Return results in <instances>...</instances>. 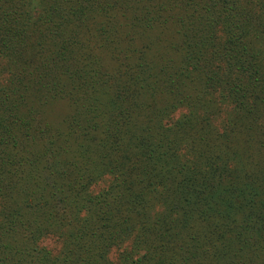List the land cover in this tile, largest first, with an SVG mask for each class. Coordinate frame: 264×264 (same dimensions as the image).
<instances>
[{
  "label": "trees",
  "instance_id": "obj_1",
  "mask_svg": "<svg viewBox=\"0 0 264 264\" xmlns=\"http://www.w3.org/2000/svg\"><path fill=\"white\" fill-rule=\"evenodd\" d=\"M0 264H264V0H0Z\"/></svg>",
  "mask_w": 264,
  "mask_h": 264
}]
</instances>
